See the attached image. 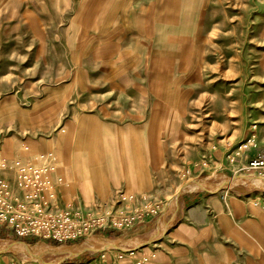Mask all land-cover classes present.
<instances>
[{
    "label": "crops",
    "instance_id": "crops-1",
    "mask_svg": "<svg viewBox=\"0 0 264 264\" xmlns=\"http://www.w3.org/2000/svg\"><path fill=\"white\" fill-rule=\"evenodd\" d=\"M176 2L101 0L107 21L86 29H115L123 36L87 38L83 54L69 55V80L47 86L35 103L52 104L47 118L29 123L15 114L6 117L17 127L7 155L32 160L52 152L54 178L64 179L62 192L86 204L119 192L166 202L180 191L191 135L177 122L182 108L170 96L175 92L185 105L189 87L187 67L171 68L189 58L192 33L181 25L177 14L187 11ZM157 31L162 38L152 36ZM175 33L184 37L171 38ZM7 99L15 102L11 110L23 103L16 94ZM227 187L186 190L158 216L169 223L161 243L171 264H264V197Z\"/></svg>",
    "mask_w": 264,
    "mask_h": 264
},
{
    "label": "rangeland",
    "instance_id": "rangeland-1",
    "mask_svg": "<svg viewBox=\"0 0 264 264\" xmlns=\"http://www.w3.org/2000/svg\"><path fill=\"white\" fill-rule=\"evenodd\" d=\"M180 3L176 5L187 12L177 17L192 33L189 58L183 67L172 62L171 68L183 71L187 67L189 87L185 105L175 92L170 96L171 104L182 108L177 122L191 135L185 152L188 166L179 172L181 189L214 192L229 184L239 194L257 192L264 197V176L241 169L264 148V0ZM100 4L101 0H0V147L10 160L15 158L7 154L17 127L6 117L15 114L29 123L47 118L54 112L52 104L35 103L47 86L69 80V55L83 54L87 38L123 36V31L115 29H86L101 19L107 21ZM152 36L162 38L160 31ZM183 37L180 33L171 36ZM10 94L23 99L21 106L10 109L15 103L8 102ZM28 128L31 132L32 126ZM252 137L256 145L236 156L239 145ZM195 147L198 150L190 154ZM196 174L201 183L194 182ZM172 198L164 207L168 202L172 207L176 199ZM164 207L150 222L129 230L97 232L57 245L19 239L6 230L0 234V264H171L161 243L169 227L164 217H158Z\"/></svg>",
    "mask_w": 264,
    "mask_h": 264
},
{
    "label": "built area",
    "instance_id": "built-area-1",
    "mask_svg": "<svg viewBox=\"0 0 264 264\" xmlns=\"http://www.w3.org/2000/svg\"><path fill=\"white\" fill-rule=\"evenodd\" d=\"M255 145L254 137L242 142L236 156ZM36 159L10 160L0 147V229L17 237L67 243L97 232L129 230L163 210L164 202L153 200L147 193L119 192L92 204L75 195L66 197L61 189L64 179L54 178L56 156L46 152ZM241 169L264 176V148Z\"/></svg>",
    "mask_w": 264,
    "mask_h": 264
},
{
    "label": "water",
    "instance_id": "water-1",
    "mask_svg": "<svg viewBox=\"0 0 264 264\" xmlns=\"http://www.w3.org/2000/svg\"><path fill=\"white\" fill-rule=\"evenodd\" d=\"M227 188V186H225L224 184H223V187L221 188V189H223V188ZM184 192V190H180V191H178L177 193H175L174 195H173V198H172V200L173 199H175L179 194H182ZM170 205H171V202H168L166 205H165V207H164V213L165 214H167V211L169 210V207H170ZM144 242L146 243H149V241H145L144 240ZM25 244V243H24ZM107 245H109L110 247H112V248H121L122 247V245L121 244H117V246L116 245H114V244H110V243H107Z\"/></svg>",
    "mask_w": 264,
    "mask_h": 264
},
{
    "label": "trees",
    "instance_id": "trees-1",
    "mask_svg": "<svg viewBox=\"0 0 264 264\" xmlns=\"http://www.w3.org/2000/svg\"><path fill=\"white\" fill-rule=\"evenodd\" d=\"M6 230L5 229H3V228H1L0 229V234H2V233H4ZM19 239H21V238H19ZM28 241L29 240H38L37 238H32V239H27ZM50 243H52V244H60V242H58V241H51ZM87 258H88V256H86Z\"/></svg>",
    "mask_w": 264,
    "mask_h": 264
},
{
    "label": "bare ground",
    "instance_id": "bare-ground-1",
    "mask_svg": "<svg viewBox=\"0 0 264 264\" xmlns=\"http://www.w3.org/2000/svg\"><path fill=\"white\" fill-rule=\"evenodd\" d=\"M28 148V147H27ZM24 150H25V148H24ZM3 155H4V153H3ZM5 156V155H4ZM6 157V156H5ZM7 158V157H6Z\"/></svg>",
    "mask_w": 264,
    "mask_h": 264
}]
</instances>
